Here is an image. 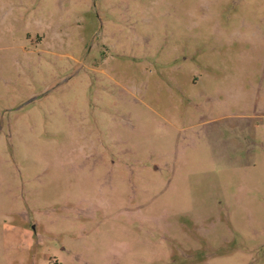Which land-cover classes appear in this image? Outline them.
Returning <instances> with one entry per match:
<instances>
[{
	"label": "rangeland",
	"instance_id": "1",
	"mask_svg": "<svg viewBox=\"0 0 264 264\" xmlns=\"http://www.w3.org/2000/svg\"><path fill=\"white\" fill-rule=\"evenodd\" d=\"M0 264H264V0H0Z\"/></svg>",
	"mask_w": 264,
	"mask_h": 264
}]
</instances>
